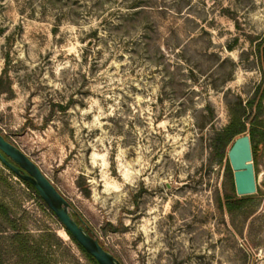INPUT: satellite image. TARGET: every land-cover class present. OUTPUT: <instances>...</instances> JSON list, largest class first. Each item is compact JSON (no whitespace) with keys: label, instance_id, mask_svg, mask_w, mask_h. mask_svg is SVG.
Returning a JSON list of instances; mask_svg holds the SVG:
<instances>
[{"label":"rangeland","instance_id":"obj_1","mask_svg":"<svg viewBox=\"0 0 264 264\" xmlns=\"http://www.w3.org/2000/svg\"><path fill=\"white\" fill-rule=\"evenodd\" d=\"M259 48L264 0H0V132L122 264H264V135L234 211L214 146L233 109L264 125ZM0 263L89 264L1 161Z\"/></svg>","mask_w":264,"mask_h":264},{"label":"water","instance_id":"obj_2","mask_svg":"<svg viewBox=\"0 0 264 264\" xmlns=\"http://www.w3.org/2000/svg\"><path fill=\"white\" fill-rule=\"evenodd\" d=\"M228 159L233 170L235 189L238 196L256 192L255 170L250 135H239L228 151ZM0 161L21 179L31 183L40 197L56 215L62 226L72 237L94 257L98 264H122L112 253L79 223L70 211V204L41 168L19 147L0 133Z\"/></svg>","mask_w":264,"mask_h":264},{"label":"trees","instance_id":"obj_3","mask_svg":"<svg viewBox=\"0 0 264 264\" xmlns=\"http://www.w3.org/2000/svg\"><path fill=\"white\" fill-rule=\"evenodd\" d=\"M258 58L259 61L261 62V65L263 66L264 69V49L260 50L258 49ZM262 91L260 94V99L258 101V106L262 108V100L264 98V86L261 89L259 87V91ZM252 103L251 101L249 103V106L252 108ZM246 108L243 109H233L231 110V116H230V121L229 123L220 131H218L214 137V146L215 149L218 150L221 154V159L223 158L225 154V148L227 147L228 144L232 143L233 144V139L235 140L239 135L243 134L246 132V123L250 121L251 123V128H250V140H251V146H252V152L253 155L257 152V147L259 143L263 142V135H264V125H261V123L258 121V118L260 116L261 109H259V113L254 116V118H250V116H246ZM1 133V132H0ZM5 138L8 140V138L5 136ZM18 176V175H17ZM25 184L28 185L29 188H31L37 197L39 198L40 201L44 203V206L46 209L50 210L49 207L45 204L43 199L40 197L38 191L35 189V187L29 183L28 181L23 180ZM249 198L247 196H242V197H236V196H229L226 195L225 197V207L227 208L228 211H234L236 209H239L242 207V204L244 205L245 202ZM51 214L56 217V215L50 210ZM79 223H82L78 219V217L73 216ZM57 218V217H56ZM15 230V238L17 239L19 243V252L21 254H25L27 256L28 253L35 254L36 258H39V247L37 245H30V241L23 236L22 233L16 227H13ZM64 230L68 234V236L71 238V240L75 243V245L78 247V249L83 253L85 256V259L89 262V264H98V262L94 259L93 256L88 254L84 248L72 237V235L66 230V228L63 226ZM41 258L39 259V263H41ZM1 264V263H0Z\"/></svg>","mask_w":264,"mask_h":264}]
</instances>
